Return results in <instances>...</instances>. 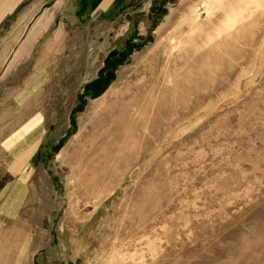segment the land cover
<instances>
[{
    "label": "rangeland",
    "instance_id": "374dc122",
    "mask_svg": "<svg viewBox=\"0 0 264 264\" xmlns=\"http://www.w3.org/2000/svg\"><path fill=\"white\" fill-rule=\"evenodd\" d=\"M0 264H264V0H0Z\"/></svg>",
    "mask_w": 264,
    "mask_h": 264
},
{
    "label": "trees",
    "instance_id": "16d2710c",
    "mask_svg": "<svg viewBox=\"0 0 264 264\" xmlns=\"http://www.w3.org/2000/svg\"><path fill=\"white\" fill-rule=\"evenodd\" d=\"M115 55V54H114ZM113 55V56H114ZM113 56L111 57H109V58H107V60H106V66H105V68H104V72H105V70L106 71H108V74H109V82L114 78L113 76H114V71H115V68H116V66H117V63H116V61H111V58H113ZM103 80V76L102 77H100L97 81H95L94 83H92L90 86H92L93 84H99V83H101V81ZM108 82V83H109ZM105 88V87H104Z\"/></svg>",
    "mask_w": 264,
    "mask_h": 264
},
{
    "label": "crops",
    "instance_id": "0c3cea01",
    "mask_svg": "<svg viewBox=\"0 0 264 264\" xmlns=\"http://www.w3.org/2000/svg\"><path fill=\"white\" fill-rule=\"evenodd\" d=\"M17 203H18L17 200L16 201H9V202L7 201L5 204V209L11 211V209H14L16 207ZM9 204H10V206H8Z\"/></svg>",
    "mask_w": 264,
    "mask_h": 264
},
{
    "label": "bare ground",
    "instance_id": "6f19581e",
    "mask_svg": "<svg viewBox=\"0 0 264 264\" xmlns=\"http://www.w3.org/2000/svg\"><path fill=\"white\" fill-rule=\"evenodd\" d=\"M165 47V46H164ZM167 47V46H166ZM165 53H168V50H165Z\"/></svg>",
    "mask_w": 264,
    "mask_h": 264
}]
</instances>
